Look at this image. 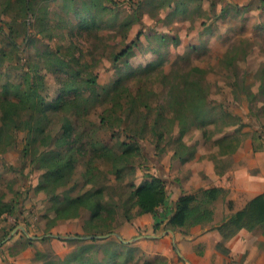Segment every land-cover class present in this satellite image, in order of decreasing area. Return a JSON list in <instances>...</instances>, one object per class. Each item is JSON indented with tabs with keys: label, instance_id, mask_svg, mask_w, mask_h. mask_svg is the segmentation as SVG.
<instances>
[{
	"label": "rangeland",
	"instance_id": "rangeland-1",
	"mask_svg": "<svg viewBox=\"0 0 264 264\" xmlns=\"http://www.w3.org/2000/svg\"><path fill=\"white\" fill-rule=\"evenodd\" d=\"M127 46L134 56L116 58ZM188 81L202 85L215 122L180 136L178 126L160 119L164 136L157 139L151 120L158 112L171 117L170 86ZM56 99L58 109L52 107ZM4 100L31 109L22 113L25 121L33 108L45 111L46 132L53 137L49 147L62 135L64 122H71L66 143L83 144L85 153L76 154L73 179L56 189L59 197L103 187L117 223L125 224L121 204L131 184L161 176L169 212L186 181L195 183L191 193L199 190L195 185L211 172L210 162L217 172L230 167L221 152L231 141L250 136L253 148L264 150V0H0V103ZM222 108L230 115H222ZM2 126L0 107V201L14 208L0 217V243L7 240L0 246V264H19L27 250L31 264L46 259L38 252L64 257L81 245L77 237L89 236L82 231L88 213L66 219L54 214L52 200L38 189L47 159L33 162L34 148L24 150L29 126ZM133 136L141 154L116 161L103 151L120 156V143ZM181 141L193 148L189 160L173 157ZM87 166L96 169V186L85 184ZM106 239L120 241L114 235ZM129 243L140 251L128 264H151Z\"/></svg>",
	"mask_w": 264,
	"mask_h": 264
},
{
	"label": "trees",
	"instance_id": "trees-1",
	"mask_svg": "<svg viewBox=\"0 0 264 264\" xmlns=\"http://www.w3.org/2000/svg\"><path fill=\"white\" fill-rule=\"evenodd\" d=\"M134 54V48L127 46L116 58L121 56L130 58ZM92 82L95 83V79ZM117 84L118 82L114 83L115 88ZM103 90L107 91V88H103ZM140 91L139 89L137 93L140 94ZM57 106H59L58 99L52 103L53 108L58 109ZM167 106L171 108L169 109L171 117L163 116L161 112H158L155 119L151 120V128L157 139L162 140L164 136V132L160 130L158 125L160 119L168 120L171 127L178 126L180 136L193 127L205 129L208 124L215 122L213 119V107L209 104L207 94L198 81H188L184 85L180 83L171 84ZM0 107L1 121L3 123L1 129H6L9 125H13V129H18L21 124L24 127L28 125L30 129L24 148L25 153L28 154L34 148V151H32L34 153L33 162L36 159H47L46 166L48 171L41 180L38 189L47 193L52 200L54 214L61 219H66L75 213L82 214L83 211H86L88 217L83 224V231L86 235L97 236L98 234L114 232L122 223H117V210L108 206L103 187H93L81 194L75 196L67 194L62 198L55 193L58 187L65 186L72 181L76 169V154L85 153L83 144L73 147L66 143L73 129L71 122L68 120L64 122L62 135L56 140L55 144L49 147L53 137L46 132L48 115L45 114L43 109L33 108L32 115L25 121L22 119V113L31 112V109L27 106L14 101L4 100L0 103ZM38 107H40V104ZM221 114L227 116L230 115V112L226 108H222ZM1 135L0 132V137ZM252 140L254 142L253 138ZM130 141L120 143L121 148H123L121 157L118 153H114L112 149L105 148L103 151L113 156L116 161L131 155L134 156L135 151H139L138 154H141L140 140L133 136ZM241 142L242 140L231 141L230 146L227 144L223 152H221V156L227 154L230 150L238 148ZM40 143L45 146L43 149H39L41 148L39 147ZM62 145H66L64 150L61 149ZM185 150L187 152H184ZM258 150L261 149L253 148L255 152ZM193 154V148L181 141L173 157L174 159L185 161L189 160ZM118 158L120 159L117 160ZM126 164V166H129L128 163ZM215 167L218 170L217 166ZM95 170L94 167H86L83 173L85 184L96 186ZM118 173L116 172L117 177ZM179 189L180 194L174 203L171 214L164 221L155 224V231L164 226L189 231L195 226L212 222L214 203L220 196L226 194L225 189L221 187L199 188L194 193L183 192L180 187ZM167 201L166 180L161 176L147 175V179L139 185L131 184L127 199L121 204L123 206L124 221L131 222L135 217L143 214H156L159 208L166 205ZM228 205L232 208L231 202ZM13 211L14 208L11 203L0 201V217L11 214ZM263 224L264 193L249 200L242 209L225 215L224 219L214 226L213 229L220 232L223 240H229L242 229L252 231ZM76 236L81 235L77 234ZM28 241L30 242L31 240L28 239ZM80 241L82 242L81 245L64 257L52 253L53 258H49V255L41 252H38L37 256L46 258L43 264H128L138 258V252L140 251L132 243H124L118 240L92 239ZM217 248L225 253L229 252L227 248L223 247L222 242L217 245ZM2 259L4 262L7 261L4 256ZM148 262L151 264H166L167 259L157 257L154 260H148Z\"/></svg>",
	"mask_w": 264,
	"mask_h": 264
},
{
	"label": "crops",
	"instance_id": "crops-1",
	"mask_svg": "<svg viewBox=\"0 0 264 264\" xmlns=\"http://www.w3.org/2000/svg\"><path fill=\"white\" fill-rule=\"evenodd\" d=\"M250 152L253 153V140L249 136L242 140L238 148L221 156L229 160L230 167L217 172L214 161L210 162L211 172H205L201 176L203 181L195 185L197 188L221 187L226 191L214 203L212 222L195 226L189 231L170 226L155 231V224L171 214L180 194L178 188L169 212L164 211L163 206L159 208V213L135 217L131 222L120 225L116 229L118 234L125 240L135 242L148 260L164 257L166 264H264V224L252 231L242 229L229 240H223L220 232L213 229L225 215L242 209L249 200L264 193V150H258L254 155ZM202 182L207 184L203 185ZM194 184V181L188 180L181 189L191 193L195 189ZM221 242L229 250L228 253L217 248ZM30 255L28 250L23 252L18 257V263L31 264L28 260Z\"/></svg>",
	"mask_w": 264,
	"mask_h": 264
},
{
	"label": "water",
	"instance_id": "water-1",
	"mask_svg": "<svg viewBox=\"0 0 264 264\" xmlns=\"http://www.w3.org/2000/svg\"><path fill=\"white\" fill-rule=\"evenodd\" d=\"M23 231H25V229H22ZM26 235H28V233L26 232ZM111 235H114L115 237H117L121 242H124V243H129L130 241L128 240H124L118 233H109V234H106V235H97V236H81V237H77L79 238L80 240H92V239H106L108 238L109 236ZM48 236H54V235H48ZM67 238H71V239H74L76 237H67ZM7 240H4L0 243V246L5 243Z\"/></svg>",
	"mask_w": 264,
	"mask_h": 264
}]
</instances>
